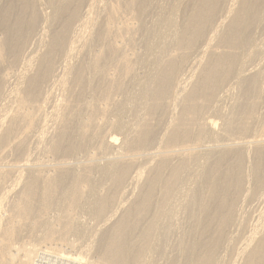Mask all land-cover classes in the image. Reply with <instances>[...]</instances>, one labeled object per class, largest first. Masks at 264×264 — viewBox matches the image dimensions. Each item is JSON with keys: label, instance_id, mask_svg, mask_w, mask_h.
Instances as JSON below:
<instances>
[{"label": "bare ground", "instance_id": "6f19581e", "mask_svg": "<svg viewBox=\"0 0 264 264\" xmlns=\"http://www.w3.org/2000/svg\"><path fill=\"white\" fill-rule=\"evenodd\" d=\"M146 1L22 0L36 10L24 35L14 43L6 34L0 36V98L13 106L11 113L0 118V189H4L0 199L12 213L0 215V232L20 230L29 215L31 198L43 199L52 185L59 191L58 204L79 205L95 219L88 224L62 215L71 227L164 220L171 224L197 212L206 216L204 202L209 197L204 198L197 189L208 184L207 178L217 177L221 170L218 162L236 151L247 153L251 147L264 153L263 134L235 143L220 140L227 136L233 121L221 105L216 108L224 120L221 127L207 118L198 127L208 141L195 139L189 144L183 140L187 138L183 119H192L187 115L192 112L185 110L190 101L192 107H199L200 97L217 96L228 80L238 90L251 87L256 94L264 93V86L258 83L264 70V0L253 8H242L243 0H229V4L221 0L218 8L220 0H214L205 13L192 11L185 19L177 18L176 7L186 0H165L172 4L171 11L157 3L149 25L139 20ZM40 2L49 12L36 7ZM141 31L146 35L137 48L134 34ZM123 87L131 89L126 92ZM119 90L126 92L123 98H115ZM232 92L228 87L221 96ZM95 93L104 99V104L94 108L98 114L122 111L130 117H117L114 122L83 120V115L94 110L90 107ZM72 96L78 101H70ZM235 106L236 101L231 108ZM46 108L54 117L49 124L42 120ZM138 109L141 113L134 115ZM177 109L181 114L176 118ZM152 111L168 115L160 129L156 118L150 117ZM68 115L76 116L72 127L67 125ZM107 127L118 133L105 134L97 151L75 154L72 162H37L38 154H56L64 146L70 148V142L82 145ZM29 141L35 152L23 155V160L6 162L7 151L22 155ZM109 151L116 154L109 155ZM17 215L23 219L14 220ZM167 223L156 226V233L163 235ZM246 237L239 248L241 258L250 259V263L264 259V221ZM6 246L0 244V249ZM45 253L26 247L17 257L9 253L4 259L0 250V264H41L39 259H44ZM61 257L60 261L68 264H94L85 263L80 253Z\"/></svg>", "mask_w": 264, "mask_h": 264}, {"label": "rangeland", "instance_id": "374dc122", "mask_svg": "<svg viewBox=\"0 0 264 264\" xmlns=\"http://www.w3.org/2000/svg\"><path fill=\"white\" fill-rule=\"evenodd\" d=\"M230 1L225 0V3L229 4ZM260 2L262 1L243 0L242 8H245V6L253 8L259 5ZM0 3L2 6L0 10V36H5L6 34V36L10 37L12 43L17 40L19 41L24 35L23 33L26 25L30 24L31 18L35 15L36 10L27 6V3L24 4L22 0L12 1L10 4L8 0H1ZM157 3L166 6L168 11L171 9L170 6L172 4L165 0H147L144 3L145 11L141 16V19L139 18L140 23L145 22V24L149 25L150 22L154 20L153 15L151 17V14L157 6ZM221 3L220 0L218 2V8H220L219 6H221ZM213 5L214 0H186L185 2L178 4V7L175 6L178 8L177 18L181 19L183 17V19H185L186 15L192 11H196L198 15H201L202 13H205L206 10L211 9ZM38 6L43 8L45 13L50 10L43 2H40L39 5L36 4L37 8H39ZM16 30L17 33L14 35V31ZM134 35L135 38L138 39L135 43L136 47L140 48L141 41L139 39H142L143 36L146 35V32L142 33L141 31L140 35ZM192 54H189L188 57L191 56L190 58H193L194 56H192ZM17 67L18 65L14 67L12 66L13 69H16ZM258 83L260 86H264V70L259 77ZM228 87L233 92L227 97H222L221 94L223 95L224 90ZM124 88L126 87H123V89ZM130 89L131 87H128L126 88L127 91H125L128 92ZM255 91L256 90L251 87H247L246 91L242 90V88L238 90V88L233 85L232 80H228L219 88L217 96L200 97L198 99L199 107H192V101H190L185 110L189 109V111L192 112L187 114L190 115L192 119H190V121L183 119V127L186 128L185 135L187 137L183 140L187 141L189 144L195 139L207 140L208 137L203 135V133H199L198 129L199 125H201L206 118L207 121L218 125V128L221 127L224 120L221 115L216 112L217 105H221L224 112L231 113L233 120L227 136L221 138V141L239 142L245 138L249 139L253 136L264 135V93L259 95V93L256 94ZM55 92L58 97H61L59 96V90ZM125 93L122 94L121 90L115 91V98H123ZM72 100L78 101V97L72 96L70 101ZM234 101L237 102L238 106H235L232 109L231 104ZM5 102V97H1L0 118L11 113L13 107L11 105H6ZM92 102L90 108L93 110L96 106L104 104V99L102 98V95L95 93ZM27 108L28 107L26 106L23 109L25 110ZM194 108H196V110H194ZM179 111L180 109H177L175 114L176 118L181 114ZM189 111L183 113H189ZM140 113L141 111L138 109L134 115ZM74 117L76 116L68 115V126L72 127L73 124L76 123ZM83 117V120L88 118L90 121L104 120L106 122H114L117 117H122L124 120L126 118L128 119L130 115L122 111L100 115L94 109L91 113L89 112L87 116L83 115ZM150 117L156 118L155 122L159 124L158 129H160L168 120H166L168 115L165 111H160V113L152 111ZM52 119L54 120V117L50 115V111L46 108L42 120L49 124L52 122ZM108 132L117 134L118 130L116 131L113 127H107L103 129L102 132H99L89 140H86L82 145H76L75 143L72 144L70 142L68 143V147L70 148L64 146L56 154H38L37 162H46L48 165H53L59 161L64 162L65 160V162H72L75 154H79L78 156H80L85 152L97 151L99 145L98 142L102 141L103 136ZM159 133V131H155L154 134L159 135ZM201 135L202 137H200ZM118 137L121 139L119 134ZM176 137L177 139H180L179 135H176ZM72 138H70V141L73 140ZM173 145L175 144L173 143ZM78 147L83 148L81 149ZM33 148L32 142L29 141L24 145L25 151L22 155L18 154L19 152L16 150L11 151L10 154L9 151L5 150L7 151V157L5 158L6 162L11 163L16 160H23V155L28 156L35 152ZM25 152H27V154ZM72 152L73 156L70 155ZM115 154L116 152L111 153L109 151V155ZM231 156L218 162L221 170L216 178H207L208 184L199 188V190L197 189L198 192H202L206 195L203 196L204 198L207 196L209 197V200L204 202V209H207V213H209H206V216H203V214L200 215L197 212L190 216V219L185 213L184 218L188 219L173 220L174 222L172 221L171 224H169V220H164L120 223L112 224L111 226L105 224L71 227L69 225V220L63 222L64 218L62 215L67 214L69 217L71 216L70 218L77 217L83 221L89 222L88 224L94 223L95 219H92L91 215L85 212V210L79 205L73 206L71 204L68 207H63L61 204H58L56 198L59 191L56 186L52 185L46 189L48 194L43 199L38 200L36 198H31L29 201L30 203L28 204L29 211L27 212L29 215L26 216V223L19 228L20 230L0 232V244L7 245L6 248L3 249L1 247L0 249L2 253L4 252L3 258L5 259L9 253L17 257L21 254L23 249H26V247H35L39 248L41 251L47 252L45 253L44 259H39L41 264H68L66 262L64 263V261H60V259H62V254L68 253H73L74 255L80 253V255L83 256L85 263L93 262L94 264H213V261L214 264H262L264 259H261L260 261L254 260L250 263V259L244 257L241 258L239 248H241L243 242L248 239L246 236H248L252 228L256 224H263L264 221V214L261 213V210L264 208V153H258L251 147L247 153L246 151L244 153L236 151ZM246 160L248 162H246ZM216 186L217 189H215ZM216 191L219 192L217 193ZM3 192L4 189L2 190L1 188L0 194ZM236 197L238 199L237 201ZM1 201L2 200L0 199V215H3L4 217L5 214L11 213V210L5 201ZM263 211L264 209L262 212ZM10 215H12V213ZM57 216H60L61 220L60 217L57 218ZM46 218L47 221H45ZM17 219H23V217L17 215L14 217V220L17 221ZM164 222H168V228L165 230L164 234L156 233L155 227ZM228 234L229 237H227ZM151 237L154 239L152 240ZM148 240L150 243L147 242ZM117 243H119V245ZM225 244H227V246ZM148 245H150V247ZM191 245L193 248H191ZM145 248L147 249L146 251ZM124 250L127 252L125 253ZM121 253L124 255H121ZM146 253L149 255L146 256ZM141 256L144 259L146 258L145 261H139L140 258H142Z\"/></svg>", "mask_w": 264, "mask_h": 264}]
</instances>
